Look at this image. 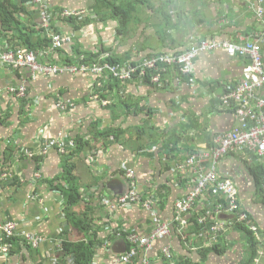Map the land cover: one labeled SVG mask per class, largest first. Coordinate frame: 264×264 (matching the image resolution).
<instances>
[{
  "label": "crops",
  "instance_id": "0c3cea01",
  "mask_svg": "<svg viewBox=\"0 0 264 264\" xmlns=\"http://www.w3.org/2000/svg\"><path fill=\"white\" fill-rule=\"evenodd\" d=\"M53 3L95 15L96 0ZM259 9L264 10V0H139L126 24L112 17L101 21L95 15L97 19L74 37L82 50L109 52L122 60V67L142 64L154 54L183 52L195 40L234 44L259 41L264 56V23L257 15ZM62 52L72 56L70 47ZM248 64V59L232 58L225 50H217L200 55L190 75L170 72L158 88L146 85L143 78L124 83L125 99L139 100L144 109L130 113L117 103L111 111L95 102H84L96 90V80L90 75L41 77L29 83L26 99L0 95V163L12 148L5 170L19 178V184L0 178V226L12 220L19 237L32 234L42 239L37 249L25 245L9 256L0 250V264L60 263L57 250L66 223L63 197L49 182L60 177L67 153L60 156L56 149H49L40 164L33 157L39 156L49 138L93 136L97 121L100 129L122 128L130 135L106 148L103 141L96 143L93 150H84L75 159L81 192L94 202L95 222L102 227L99 237L104 245L98 248L94 261L112 263L125 252L127 245L116 237L118 231L148 234L152 227L149 213L139 205L128 210L117 203V198L128 191L127 168L135 169L141 192L159 199L154 206L163 219L173 222L177 201L186 199L197 182L193 169L182 171L178 167L194 154L211 157L221 138L238 129V119L223 99L242 83ZM27 77V72H14L0 64L1 90L20 85ZM257 95L264 99V89ZM61 98L72 99L77 106L60 112L56 103ZM147 109L153 112L148 115ZM113 112L120 118L114 120ZM148 126L153 131L140 134L138 129ZM217 176L234 183L239 212L248 221L225 214L214 219V224L224 226L216 235L214 224L198 230L194 220L214 202L204 196L194 204L183 235L174 224L171 237L157 241L152 251H140L130 264H143L145 258L151 264H168L163 255L168 246L173 254L171 264H249L254 250L257 253L252 264H264V155L248 150L228 153L219 161ZM156 190L163 195L156 196ZM251 237L256 247H252ZM2 246L0 241V249Z\"/></svg>",
  "mask_w": 264,
  "mask_h": 264
},
{
  "label": "trees",
  "instance_id": "16d2710c",
  "mask_svg": "<svg viewBox=\"0 0 264 264\" xmlns=\"http://www.w3.org/2000/svg\"><path fill=\"white\" fill-rule=\"evenodd\" d=\"M54 0H46L44 2L38 3L36 0H0V41L8 46L10 51H13L15 56L18 57L21 54L34 53L39 60V63L45 66H57L60 68L67 67H88L89 70L94 69L95 67H104L102 77H99V82H102V87H97V80L95 77H92L93 81L96 82L95 93L84 98V102L94 103L95 101L103 104L104 102H109L106 105V110L109 108L111 111L114 109L115 104L117 107L125 109L128 113L132 110H141L140 101L126 100L123 94L122 86L129 81L134 79H141L145 81V84L158 88L162 82V78L170 74V72L177 71L180 76H186L192 74H183L178 66H170L169 64H161L158 68H155L153 71L148 70L146 75H141L142 70L146 69L145 63L155 57H160L161 55L168 54H154L150 58L146 59L142 64L137 63L130 67H122V60L115 55L110 54L109 52L105 54V51H84L80 48L79 43L74 37L75 32H79L90 24L94 19L105 21L108 18H117L119 19L120 24H126L129 22V15L136 11V4L139 0H119V1H110V0H96L95 15L93 13H85L86 17H78L73 14L76 11L69 8H63L60 5H55ZM134 2V3H133ZM62 7V8H61ZM107 12L108 15L103 14L102 12ZM49 18L50 27H44V18ZM127 27V26H126ZM70 29V30H68ZM60 37L62 39H70V42L63 44L61 48H55L53 45L54 37ZM1 43V42H0ZM199 40H195L191 43V47L187 50L170 54L172 56H178L183 54L192 48L198 46ZM65 47H70L72 51V56H65L62 51ZM60 53V58L55 59V56ZM43 54V56H42ZM105 54V55H104ZM0 64L5 65L14 72H27L28 77L24 79L20 85H25L27 88V95L29 93V83L36 81L39 78H49L58 75L57 74L48 77L38 76L37 79L33 80L31 71L28 68H19L15 67L9 63H3L0 61ZM114 68L118 73L123 72V70L137 69L133 74L132 80H124L120 76H114V74L109 70V68ZM129 70V71H130ZM69 74V73H65ZM160 75V83H154L153 77ZM107 78L108 81H105ZM94 82V83H95ZM18 86H8V87H19ZM0 89V95H8L6 93L7 88ZM98 95L100 98L98 100L93 98V95ZM14 96V95H12ZM16 97V96H15ZM18 98V97H17ZM112 99V102H111ZM70 102V103H67ZM65 104V109L59 104ZM67 103V104H66ZM74 104V107L71 106ZM77 102L72 99H60L56 103V107L60 112H70L75 109ZM27 107V106H26ZM25 107V108H26ZM103 108V107H102ZM144 110V109H142ZM26 111V109L24 110ZM22 111V112H24ZM147 114H151L152 109H147ZM114 120L120 118L118 112H113ZM98 122V121H97ZM95 122L96 132L93 136L89 138L73 137L71 140L67 137H62L63 139L49 138L47 143L43 145L48 147L51 140H55L60 143L64 141V147L66 149L67 156L63 157L62 161V171L60 177L49 182V186L61 193L63 197V213L66 220L64 231L62 232L61 246L57 250L59 252V264H94L98 248L104 245V240L99 237V232L102 231V227L98 226L95 222V205L94 202L86 200L84 194L81 192V181L80 177L77 174V166L75 159L84 152V150H93L96 146V143L101 141L104 142V147L106 148L112 142H121V137L128 134L130 131L122 128L110 127L106 130L98 128V123ZM140 134L146 133L147 131H153L151 127H143L138 129ZM93 140V141H92ZM122 142L121 144H123ZM49 149H56L58 154L65 155L60 152L58 144H55ZM49 151V150H48ZM13 153V149H9L6 152V158L0 163V178L4 181L11 180L12 184H19V178L14 177V175L9 176L6 174V167H9L8 158ZM46 155V154H44ZM44 155L39 154L37 157H33L36 163L40 164L41 160L45 157ZM70 156H72L70 158ZM37 177V176H36ZM128 188L130 186L129 181L127 180ZM136 183L139 186V181L136 176ZM143 193V192H142ZM156 196L161 197L163 192L161 190H156ZM146 195L145 193H143ZM97 196V195H95ZM14 222V221H13ZM195 227L198 230L204 229L198 225L197 221L194 220ZM249 240L252 242V247L257 246V242L251 237ZM2 245H7L9 247V255L13 253L16 249H21L22 246H30L33 249L31 244H28L23 238L15 237L9 241L1 242ZM169 247V246H168ZM171 249V248H170ZM215 251H218V247L213 248ZM1 250V249H0ZM172 251V250H171ZM2 255L4 253L1 250ZM257 251H253V255L249 261V264H252ZM8 255V256H9ZM5 256V255H4ZM138 258V257H137ZM135 258V259H137ZM134 259V260H135ZM168 264H171V258L164 257ZM143 261V259H142ZM151 263V260H150Z\"/></svg>",
  "mask_w": 264,
  "mask_h": 264
},
{
  "label": "built area",
  "instance_id": "2783aa9c",
  "mask_svg": "<svg viewBox=\"0 0 264 264\" xmlns=\"http://www.w3.org/2000/svg\"><path fill=\"white\" fill-rule=\"evenodd\" d=\"M44 1L45 0H38L37 2L41 3ZM73 14L78 17L87 16L83 11H76ZM257 15L260 21L264 23V10H257ZM47 26H50L49 18L45 17L44 27L47 29L49 28ZM0 42V61L13 65L15 69L28 68L31 71L33 80L37 79L39 75L44 77L65 73L77 75L87 71H91L94 74L99 75V77H102L104 67H95L94 69L89 70L88 67L85 66H72L67 68L45 66L39 63V60L34 53L21 54L16 57L14 52L8 49L7 45L2 43V41ZM66 42H70V39H62L58 36L53 39V45L55 48H61ZM217 50H225L232 58L240 57L249 60V64L243 71L242 83L235 89L231 90L223 99L226 106L232 107V110L238 119V129L227 135L225 134L221 138L219 146L211 157L208 155L198 157L194 154L187 159L185 165L180 167V169H193L197 182L196 186L188 194L186 199L177 201L173 222L163 219L160 215V211L154 206L159 199L153 195H150L151 197L144 195L136 183V177L134 182L129 181L130 186L128 191L117 198V203L128 210H132L135 206L139 205L149 213L152 227L148 234H124L123 231H118L116 237L121 238L126 242L127 246L125 247V252L123 254H119L112 263L108 264H130L139 256L140 251H152L157 241L172 236L174 224L177 226L176 230L183 235L186 227L189 225V215L192 212L194 204L204 196H207L208 199H213L214 202L211 201L207 204L209 210L197 220L198 225L202 228L213 225L215 218L225 214L236 215L237 221L240 222L248 221V217L239 212L240 209L237 204L238 192L236 186L230 180L219 179L217 176V170L220 159L228 153L248 150L261 156L264 155V99L257 95L258 91L264 89V56L259 41L245 44L214 42L211 40L203 41L199 43L198 46L178 56L161 55L160 57H155L147 61L145 63L146 69L142 70L141 75H146L148 70L153 71L155 68H158L160 65L159 63L169 64L174 67L178 66L179 68L181 66L183 74H189L193 71L194 58H196L201 52H215ZM188 54H190L189 61L191 62L183 61V56ZM107 68H109L114 76H120L124 80H132L134 77L133 74L137 71V69L134 68L131 70L129 69L130 71L123 70V72L118 73L114 68ZM99 77L96 78L97 81L99 80ZM152 80L154 83L159 84L161 82L160 75L154 76ZM99 83L102 84V82ZM101 84H99V87H102ZM27 92V88L23 84L19 87H8L6 90L8 95H14L18 98H25ZM58 106H62L63 109L66 108L63 103ZM71 106L74 107V104H71ZM55 144H58L61 153H66L64 141L58 143L55 140H51L48 147L42 148L41 154H47L49 147ZM196 159L202 160L209 165L202 169L201 172L196 171L192 164V161ZM126 171L127 169L125 172ZM36 176L40 177L39 174ZM125 176H127L126 173ZM220 197H223L224 200H221ZM193 224L195 225V223ZM223 229L224 226L220 224H214L212 226V231L215 235ZM252 230L255 231V227H253ZM15 237H19L17 224L12 220H8L0 227V241H9ZM22 238L35 248L42 243V239L37 235L22 234ZM213 240L215 241V236ZM170 248L171 247L164 248V257H172L173 254ZM1 250L5 256L9 255V247L7 245H3ZM143 264L151 263L145 258L143 259Z\"/></svg>",
  "mask_w": 264,
  "mask_h": 264
},
{
  "label": "rangeland",
  "instance_id": "374dc122",
  "mask_svg": "<svg viewBox=\"0 0 264 264\" xmlns=\"http://www.w3.org/2000/svg\"><path fill=\"white\" fill-rule=\"evenodd\" d=\"M36 1H38V0H36ZM46 1V0H45ZM47 27H50V26H47ZM208 54V53H212V52H201L196 58H194L193 59V63H194V61L200 56V55H202V54ZM189 55L190 54H188V55H185V56H183V61H189ZM189 62H191V61H189ZM72 75V74H71ZM77 75H90L91 77H95V78H98L99 77V75H96V74H94L93 72H91V71H87V72H85V73H80V74H77ZM98 82V81H97ZM99 84H101V83H99L98 82V84H97V87H99ZM101 86H102V84H101ZM99 88H101V87H99ZM93 98L94 99H99L100 97L98 96V95H93ZM95 104L96 105H99L100 107H106V105H108L109 104V102H104L103 104H100V103H98V102H96L95 101ZM195 157V156H194ZM186 163H183V164H181V165H179V169H180V167H182L183 165H185ZM192 164H193V166H194V168H195V170L196 171H200L201 172V170L202 169H204L205 167H206V163L205 162H203L202 160H199V159H196V160H193L192 161ZM185 169H187V168H183L182 169V171H185ZM126 174H127V179H128V181H130V182H134L135 181V177L137 176V173H136V171H135V169L132 167V168H127V171L125 172ZM149 197H151V196H149ZM181 200V199H180ZM5 224V223H4ZM4 224H2L1 226H3ZM0 226V227H1ZM94 264H99L97 261H94ZM116 264V263H115Z\"/></svg>",
  "mask_w": 264,
  "mask_h": 264
},
{
  "label": "bare ground",
  "instance_id": "6f19581e",
  "mask_svg": "<svg viewBox=\"0 0 264 264\" xmlns=\"http://www.w3.org/2000/svg\"><path fill=\"white\" fill-rule=\"evenodd\" d=\"M223 17V16H222ZM233 155V154H232ZM238 155V154H237ZM240 156V155H239ZM154 196V195H153ZM157 204V203H156ZM240 235V234H239Z\"/></svg>",
  "mask_w": 264,
  "mask_h": 264
},
{
  "label": "water",
  "instance_id": "95a60500",
  "mask_svg": "<svg viewBox=\"0 0 264 264\" xmlns=\"http://www.w3.org/2000/svg\"><path fill=\"white\" fill-rule=\"evenodd\" d=\"M125 250V249H124Z\"/></svg>",
  "mask_w": 264,
  "mask_h": 264
}]
</instances>
